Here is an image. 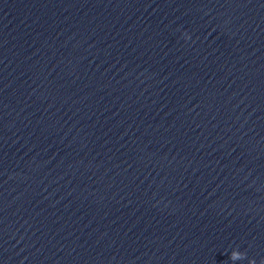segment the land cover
<instances>
[{
	"label": "clouds",
	"instance_id": "obj_1",
	"mask_svg": "<svg viewBox=\"0 0 264 264\" xmlns=\"http://www.w3.org/2000/svg\"><path fill=\"white\" fill-rule=\"evenodd\" d=\"M184 37L185 39H190V35L185 33L184 34ZM245 258V253L239 251V250H236V249H233L232 252H231V255H230V259L231 261L235 262L236 260L238 259H244ZM249 264H255V261L254 260H250L249 261Z\"/></svg>",
	"mask_w": 264,
	"mask_h": 264
}]
</instances>
